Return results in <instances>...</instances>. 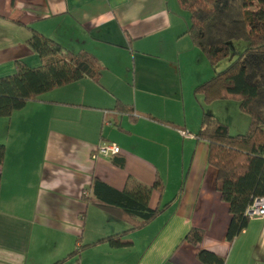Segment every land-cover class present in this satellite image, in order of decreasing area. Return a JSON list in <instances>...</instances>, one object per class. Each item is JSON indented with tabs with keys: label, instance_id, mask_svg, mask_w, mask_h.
I'll return each instance as SVG.
<instances>
[{
	"label": "crops",
	"instance_id": "obj_1",
	"mask_svg": "<svg viewBox=\"0 0 264 264\" xmlns=\"http://www.w3.org/2000/svg\"><path fill=\"white\" fill-rule=\"evenodd\" d=\"M188 25L176 0H0V77L16 60L41 65L26 26L90 52L102 68L98 82L81 78L0 117V264H53L131 228L118 207L87 201L93 180L118 200L114 190L157 178L163 190L152 189L148 207L170 205L125 235L128 245L96 243L63 264H205L201 249L224 264H264V215L247 214V225L227 239L229 204L196 132L203 112L218 118L209 108L229 100L207 104L193 92L221 69L207 67L184 34ZM117 101L132 109L119 111ZM102 142L120 152L93 158ZM193 227L203 231L197 245L185 239Z\"/></svg>",
	"mask_w": 264,
	"mask_h": 264
},
{
	"label": "trees",
	"instance_id": "obj_2",
	"mask_svg": "<svg viewBox=\"0 0 264 264\" xmlns=\"http://www.w3.org/2000/svg\"><path fill=\"white\" fill-rule=\"evenodd\" d=\"M188 12L189 25L184 32L194 47L215 66L230 53L234 40L246 42V47L224 69L196 85L205 103L234 99L239 109L249 116L248 128L243 133L231 134L227 124L213 114L203 112L196 136L208 142V163L217 170L216 188L229 204L231 220L227 239L233 240L249 221L246 213L254 198L264 196V0H176ZM19 23V21H17ZM32 36L28 46L39 55L41 65L29 66L15 61V71L0 77V117H9L28 101L55 88L89 77L98 82L101 65L86 50L72 51L55 40L26 26ZM115 108L128 112L130 105L117 101ZM5 158V146L0 144V166ZM1 179V175H0ZM162 192L157 178L153 186L136 183L131 190L115 191L118 200L107 196L111 189L100 180H93V197L88 202L113 209L118 207L131 222V228L102 237L74 249L53 264H63L85 248L100 242L123 246L130 242L123 237L140 228L163 212L170 202L151 209L148 200L152 189ZM140 218V220H135ZM203 231L191 228L185 239L194 245L201 242ZM197 257L205 264H224V258L201 249Z\"/></svg>",
	"mask_w": 264,
	"mask_h": 264
},
{
	"label": "rangeland",
	"instance_id": "obj_3",
	"mask_svg": "<svg viewBox=\"0 0 264 264\" xmlns=\"http://www.w3.org/2000/svg\"><path fill=\"white\" fill-rule=\"evenodd\" d=\"M246 45H247L246 42L241 40L231 41L229 55L226 58L221 59L215 65V68H217V70L224 69L227 65H229L231 61H233L238 56L240 51L243 50L246 47ZM203 57L207 61V67L209 69L210 68L213 69V67L209 65L210 63L204 54ZM200 67L201 68L203 67V63H201ZM225 102H226L224 104L225 107L220 102V103H214L215 105H211L209 109H213V111L218 116V119L220 121L223 122L224 120L226 122L223 123L225 124L228 123L227 126L231 134H238L245 132L246 129L248 128L249 116L239 109V105L236 100L230 99L229 101H225Z\"/></svg>",
	"mask_w": 264,
	"mask_h": 264
},
{
	"label": "built area",
	"instance_id": "obj_4",
	"mask_svg": "<svg viewBox=\"0 0 264 264\" xmlns=\"http://www.w3.org/2000/svg\"><path fill=\"white\" fill-rule=\"evenodd\" d=\"M120 152V147L114 142H102L92 151L91 156H111ZM248 215H264V196L254 198L252 204L247 208Z\"/></svg>",
	"mask_w": 264,
	"mask_h": 264
}]
</instances>
